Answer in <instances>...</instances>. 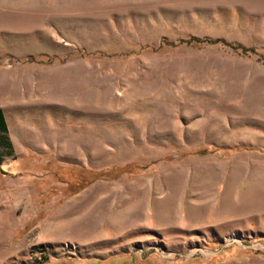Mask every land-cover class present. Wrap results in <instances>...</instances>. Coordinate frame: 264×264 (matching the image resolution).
Instances as JSON below:
<instances>
[{
  "label": "rangeland",
  "instance_id": "1",
  "mask_svg": "<svg viewBox=\"0 0 264 264\" xmlns=\"http://www.w3.org/2000/svg\"><path fill=\"white\" fill-rule=\"evenodd\" d=\"M0 109V264H264V0H0Z\"/></svg>",
  "mask_w": 264,
  "mask_h": 264
},
{
  "label": "trees",
  "instance_id": "2",
  "mask_svg": "<svg viewBox=\"0 0 264 264\" xmlns=\"http://www.w3.org/2000/svg\"><path fill=\"white\" fill-rule=\"evenodd\" d=\"M7 132V124L3 112L0 109V133Z\"/></svg>",
  "mask_w": 264,
  "mask_h": 264
},
{
  "label": "bare ground",
  "instance_id": "3",
  "mask_svg": "<svg viewBox=\"0 0 264 264\" xmlns=\"http://www.w3.org/2000/svg\"><path fill=\"white\" fill-rule=\"evenodd\" d=\"M227 192V191H226ZM247 192V191H246ZM245 192V194H243L242 196H241V198H242V201H244L245 199H246V197H247V194H248V192L246 193ZM229 200H228V198H224V200H223V203H226V202H228ZM229 203V202H228Z\"/></svg>",
  "mask_w": 264,
  "mask_h": 264
},
{
  "label": "water",
  "instance_id": "4",
  "mask_svg": "<svg viewBox=\"0 0 264 264\" xmlns=\"http://www.w3.org/2000/svg\"><path fill=\"white\" fill-rule=\"evenodd\" d=\"M8 64L11 65V64H12V60H9V61H8Z\"/></svg>",
  "mask_w": 264,
  "mask_h": 264
}]
</instances>
